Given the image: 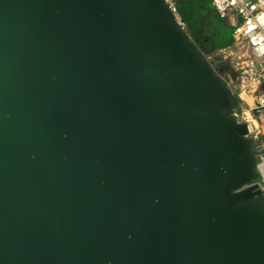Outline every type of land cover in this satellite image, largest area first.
Wrapping results in <instances>:
<instances>
[{
	"label": "water",
	"instance_id": "1",
	"mask_svg": "<svg viewBox=\"0 0 264 264\" xmlns=\"http://www.w3.org/2000/svg\"><path fill=\"white\" fill-rule=\"evenodd\" d=\"M230 105L165 0H0V264H264Z\"/></svg>",
	"mask_w": 264,
	"mask_h": 264
},
{
	"label": "built area",
	"instance_id": "2",
	"mask_svg": "<svg viewBox=\"0 0 264 264\" xmlns=\"http://www.w3.org/2000/svg\"><path fill=\"white\" fill-rule=\"evenodd\" d=\"M165 1L178 19L175 0ZM211 3L219 18L232 26V43L203 54L207 66L240 101L241 110L231 115L248 126L246 137L252 142L257 175L244 188L256 185L264 197V0ZM220 65L228 69L221 72Z\"/></svg>",
	"mask_w": 264,
	"mask_h": 264
},
{
	"label": "trees",
	"instance_id": "3",
	"mask_svg": "<svg viewBox=\"0 0 264 264\" xmlns=\"http://www.w3.org/2000/svg\"><path fill=\"white\" fill-rule=\"evenodd\" d=\"M198 0H175L176 6H177V11L181 16V19L185 26L193 32V34H196L193 39H191L197 47L202 51L206 52L209 50L210 46H213V50L210 51H215L220 47L227 46L232 43V30L230 28H226L227 32H224L225 37H223V33L220 34V39L215 40L214 44L211 45L209 39L203 35L202 32H198V26H199V18L203 14V9L201 10L200 4L197 2ZM205 2L206 8L214 12V17L220 23L223 22L222 19L219 18V16L216 14L211 1L212 0H203ZM203 7V6H202ZM197 33H195V32ZM208 51V52H210ZM229 98L231 99V105L230 108L227 110L228 114H233L234 112H238L241 110V104L240 101L236 96L233 94L229 93ZM252 145V142H251ZM257 175H255V178Z\"/></svg>",
	"mask_w": 264,
	"mask_h": 264
},
{
	"label": "rangeland",
	"instance_id": "4",
	"mask_svg": "<svg viewBox=\"0 0 264 264\" xmlns=\"http://www.w3.org/2000/svg\"><path fill=\"white\" fill-rule=\"evenodd\" d=\"M197 2H198V4L201 5L200 6L201 10L203 9V11H204L203 14L201 15V17L199 18L198 32H202L203 35H205L209 39L211 45L214 44L215 40H219L220 39V34L223 33L222 35H223V37H225L224 32L225 33L227 32L226 28H230L231 27L230 29L233 31L232 26L229 24V22H227L226 20H223V22L220 23V21L215 19V17H214L215 13L206 8L205 2L203 0H198ZM178 19H179V21L181 23H183L180 14L178 15ZM183 25H184L185 30H186L187 34L189 35V37L191 39H193V37L196 34H193V32L190 31L185 26L184 23H183ZM195 33H197V32H195ZM231 36H232V34H231ZM208 49L209 50L204 52L205 54L208 53V51L213 50V46H210V48H208Z\"/></svg>",
	"mask_w": 264,
	"mask_h": 264
},
{
	"label": "crops",
	"instance_id": "5",
	"mask_svg": "<svg viewBox=\"0 0 264 264\" xmlns=\"http://www.w3.org/2000/svg\"><path fill=\"white\" fill-rule=\"evenodd\" d=\"M217 14V13H216Z\"/></svg>",
	"mask_w": 264,
	"mask_h": 264
},
{
	"label": "flooded vegetation",
	"instance_id": "6",
	"mask_svg": "<svg viewBox=\"0 0 264 264\" xmlns=\"http://www.w3.org/2000/svg\"><path fill=\"white\" fill-rule=\"evenodd\" d=\"M204 53V52H203Z\"/></svg>",
	"mask_w": 264,
	"mask_h": 264
}]
</instances>
